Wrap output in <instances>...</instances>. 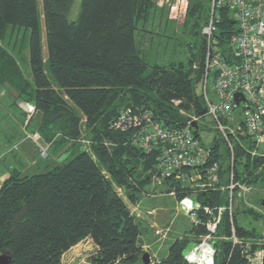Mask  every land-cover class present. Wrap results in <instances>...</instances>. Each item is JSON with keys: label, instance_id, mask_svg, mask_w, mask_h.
<instances>
[{"label": "trees", "instance_id": "1", "mask_svg": "<svg viewBox=\"0 0 264 264\" xmlns=\"http://www.w3.org/2000/svg\"><path fill=\"white\" fill-rule=\"evenodd\" d=\"M40 2L41 11L38 0H0V41L8 27L25 30L31 70V80L26 79L0 42V84L33 105L37 122L30 130L46 146L56 149L69 141L70 147L83 149L43 173L26 175L14 169L3 179L0 254H8L10 264H61L62 255L88 237L97 247L89 258L91 264H142L148 251L142 249L140 236L146 229L128 203L137 204L153 187L161 193L174 191L175 199L189 195L202 207L227 204L225 192L216 188L193 191L171 178L154 185L159 149L146 152L133 142L134 131L111 128L127 108L149 110L155 120L172 129L185 125L189 117H197V123L205 120L204 114L199 115L205 104L198 86L204 73L201 28L209 0L194 2L192 15L188 14L187 24L193 34L199 26L201 39L191 44L187 65H151L144 59L145 37L138 41L135 34L153 33L146 27L152 23L155 0H80L75 20L68 18L74 0ZM236 29L231 13L221 10L215 37L223 52ZM198 56L196 63L193 58ZM186 110L194 115L184 116ZM233 141L235 180L249 184L261 178L264 184V156L251 155L255 146L245 138ZM220 146L216 143L213 150ZM221 169L226 173L229 166L222 163ZM202 207L197 211L201 224L192 223L193 238L177 237L166 257L154 264H188L184 252L206 234L209 216ZM241 214L264 222L263 214L241 201L231 218L223 211L214 233V264H251L247 255L264 249V233L259 236L255 227L240 225ZM231 228L236 243L229 239Z\"/></svg>", "mask_w": 264, "mask_h": 264}, {"label": "built area", "instance_id": "2", "mask_svg": "<svg viewBox=\"0 0 264 264\" xmlns=\"http://www.w3.org/2000/svg\"><path fill=\"white\" fill-rule=\"evenodd\" d=\"M157 4L162 5V1ZM223 9L231 13L237 27L230 37L227 52L221 50L215 37ZM201 34L205 44L204 73L200 82L206 109L204 121L197 123V117H189L180 128H166L149 110L127 108L111 123L112 129L134 131L133 142L144 151L159 149L154 185L171 178L185 183L193 191L210 187L225 192L227 204L216 208L202 207L189 195L175 199L178 209L190 217L195 227L201 224L197 215L201 207L209 216L204 223L206 234L184 252L188 264H214V233L222 212L227 211L231 218L240 201L251 205L243 199L249 187L235 180L233 139L245 138L251 142L255 146L251 155H259L256 150L264 149V0H209ZM208 87L212 96L208 94ZM216 143L221 146L215 152ZM221 147L225 148L223 153ZM222 163L229 166L226 173L221 169ZM220 182L223 184L219 185ZM169 195L174 197V191ZM231 231L230 241L238 242L234 229ZM247 258L251 264L261 263L264 249L256 250Z\"/></svg>", "mask_w": 264, "mask_h": 264}, {"label": "rangeland", "instance_id": "3", "mask_svg": "<svg viewBox=\"0 0 264 264\" xmlns=\"http://www.w3.org/2000/svg\"><path fill=\"white\" fill-rule=\"evenodd\" d=\"M159 1H162V5L157 4ZM197 1L155 0V9L151 14L153 15L151 19L152 23L146 27L148 30L151 29L153 33L138 31L135 34V38L138 41H141L143 36L145 37L144 59L148 64L168 65L180 62H183L185 65L188 64L191 44H198L201 39V35H198L199 26H195L196 28L193 31L195 35L192 33L190 25L187 24V20L190 19L188 14L191 9L193 10L194 2ZM38 3L41 11L40 0H38ZM79 5L80 0H74L68 13L70 20L77 18ZM190 14L192 15V13ZM44 36L45 30L42 23L41 37L43 45L45 44ZM0 42L2 47L15 57L25 78L31 80L27 49L28 36L25 30L8 27L4 38ZM198 59L199 56L193 58L196 63ZM198 87L200 89V83ZM208 94L209 96L213 94L211 87H208ZM183 113L184 116L188 117L194 115L192 111L187 110ZM36 122L37 117L33 105L17 96L10 87L0 84V185L3 179L10 175L14 169L26 175L43 173L56 164L67 162L83 149L82 146L78 148L70 147L71 142L69 141H66L60 147L57 145L56 149H54L53 145L46 146L48 143L40 141L38 134L32 133L30 130L35 127ZM57 137L56 140H58ZM256 151L258 154H264L263 148ZM256 172L260 174L263 170L260 167ZM263 176L264 174L261 177L263 178ZM254 177L252 178L254 179ZM245 185L249 187V191L243 195V199L250 202L251 206L258 210L261 215L263 214L262 217H264V205L262 204L264 202V184L262 179L260 178L255 183H245ZM149 190V194H144L139 199L138 203L140 207L131 206L128 203L130 209H135L133 211L134 214H138L137 220L142 222V212L154 209L156 214L162 215L165 220L161 222L162 224L155 222V226L152 227L154 234L156 232L159 235L170 233L168 228L171 227L173 228V232L171 233L172 239L176 238L177 235L174 232H177L178 235H189L192 228L191 219L178 209L177 200L168 193H161L157 188L155 191H153V187ZM154 215L155 213L150 217ZM238 223L247 229L255 227L259 236L264 233V222L261 218L254 219V217L241 214L238 215Z\"/></svg>", "mask_w": 264, "mask_h": 264}, {"label": "crops", "instance_id": "4", "mask_svg": "<svg viewBox=\"0 0 264 264\" xmlns=\"http://www.w3.org/2000/svg\"><path fill=\"white\" fill-rule=\"evenodd\" d=\"M160 31V30H158ZM141 202V201H140ZM176 204V203H175ZM141 205V204H140ZM133 206V205H131ZM134 206H139V203L135 204ZM140 207V206H139ZM148 209V208H147ZM132 214H134V210L130 209ZM153 213L154 216L150 217ZM142 226L146 229L142 232L140 236V240L142 242V249L148 251L151 255V263L154 264L158 262L161 258L166 257L168 253V248L171 241H174L177 237L185 236V235H178L176 233V238H171V233L173 232V228H168L170 233L159 235L154 234L152 227L155 226V222L162 224L164 222V217L162 215H157L154 209H148L145 212H142ZM136 217L137 215L134 214ZM192 223V222H191ZM165 225H167L165 223ZM186 237L193 238L192 233L190 232L189 235ZM169 242V243H168ZM97 247L94 242L90 238H85L75 244L74 246L70 247L61 257V264H91L90 263V256L96 251Z\"/></svg>", "mask_w": 264, "mask_h": 264}, {"label": "water", "instance_id": "5", "mask_svg": "<svg viewBox=\"0 0 264 264\" xmlns=\"http://www.w3.org/2000/svg\"><path fill=\"white\" fill-rule=\"evenodd\" d=\"M238 94L235 95V98L237 99ZM206 109H203L201 112H199V115L205 114ZM58 115L53 116V119L56 118ZM193 126H196L193 124ZM264 205V202H262ZM142 264H150V254L148 252H144L141 257ZM11 263V257L8 254H0V264H10Z\"/></svg>", "mask_w": 264, "mask_h": 264}]
</instances>
